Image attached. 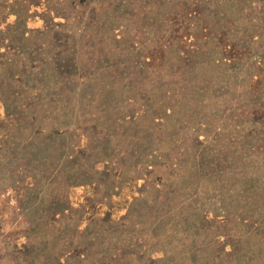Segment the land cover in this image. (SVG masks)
I'll use <instances>...</instances> for the list:
<instances>
[{
  "label": "rangeland",
  "instance_id": "1",
  "mask_svg": "<svg viewBox=\"0 0 264 264\" xmlns=\"http://www.w3.org/2000/svg\"><path fill=\"white\" fill-rule=\"evenodd\" d=\"M0 264H264V0H0Z\"/></svg>",
  "mask_w": 264,
  "mask_h": 264
}]
</instances>
